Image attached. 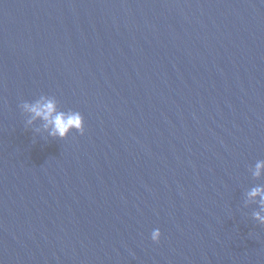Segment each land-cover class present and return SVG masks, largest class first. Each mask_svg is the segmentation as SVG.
I'll list each match as a JSON object with an SVG mask.
<instances>
[{
	"label": "water",
	"instance_id": "obj_1",
	"mask_svg": "<svg viewBox=\"0 0 264 264\" xmlns=\"http://www.w3.org/2000/svg\"><path fill=\"white\" fill-rule=\"evenodd\" d=\"M261 160L264 0H0V264H264Z\"/></svg>",
	"mask_w": 264,
	"mask_h": 264
},
{
	"label": "clouds",
	"instance_id": "obj_2",
	"mask_svg": "<svg viewBox=\"0 0 264 264\" xmlns=\"http://www.w3.org/2000/svg\"><path fill=\"white\" fill-rule=\"evenodd\" d=\"M21 107L31 114V119L28 121L31 124L37 118L41 119L43 127L48 131V135L53 138L65 139L68 134L75 130L83 135L84 133V118L78 111H61L57 107L56 100L48 97H41L35 102H25ZM255 177L264 175V160L258 161L255 164L253 171ZM250 199L259 197V203L261 211H264V187H254L249 193ZM254 218L264 223V216H261L260 212L254 213ZM161 232L159 229H155L151 233V239L154 242H159Z\"/></svg>",
	"mask_w": 264,
	"mask_h": 264
}]
</instances>
